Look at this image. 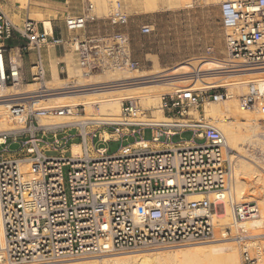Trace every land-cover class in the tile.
Listing matches in <instances>:
<instances>
[{
    "label": "built area",
    "instance_id": "2783aa9c",
    "mask_svg": "<svg viewBox=\"0 0 264 264\" xmlns=\"http://www.w3.org/2000/svg\"><path fill=\"white\" fill-rule=\"evenodd\" d=\"M91 9L89 3L80 14H67L65 28L83 29L95 19ZM220 11L222 25L230 30L227 56L240 60L243 67L264 66V0H227L221 3ZM127 17L117 3L108 19L111 25H123ZM53 31L52 26L46 29L41 23L38 27L30 19L20 25L13 23L0 11V74L4 84L14 86L25 80L22 58L33 51L29 79L40 88L44 86L45 47L60 46L73 53L85 75L106 67L137 66L125 33L80 38L54 35ZM151 31L150 25L141 26V32ZM14 33L25 43L7 47L5 41ZM58 73H66L63 61L58 63ZM217 95L225 96L222 92L203 96L189 87L162 95L160 108L165 118L157 122L151 121L137 101L124 100L117 120H91L82 127L76 124L81 146L77 155L71 152L72 143L68 152L64 149L73 139L66 133L73 124L44 126L31 120L50 114V110L32 111L28 126L0 132V264H55L214 239V214L223 202L210 200L208 195L231 190L236 179V164L227 153L225 135L203 111L200 113L205 98L214 100ZM240 101L248 109L264 106V81L249 82ZM88 126L99 129L86 131ZM146 128L151 129V140L142 136ZM185 132L191 133L188 141L180 137L177 144L165 149L151 146L170 143L172 137ZM128 136H138L132 147L128 143L108 153L109 141ZM194 138L202 142L196 143ZM93 139L94 155L90 152ZM10 143H18L17 149L9 151ZM25 163L31 167L29 172H24ZM197 195L203 197L197 199ZM227 202L234 222L257 212L255 203L231 198ZM261 259L264 261V244L257 255L242 248V264H260Z\"/></svg>",
    "mask_w": 264,
    "mask_h": 264
},
{
    "label": "rangeland",
    "instance_id": "374dc122",
    "mask_svg": "<svg viewBox=\"0 0 264 264\" xmlns=\"http://www.w3.org/2000/svg\"><path fill=\"white\" fill-rule=\"evenodd\" d=\"M14 1L21 8L29 7L28 17L30 20L35 21L38 24V27L43 22L42 19H48L51 26L53 27V30H54V25H55V28L58 30V32L62 31L64 35H66L67 33H69L70 35H73L75 33H80V35H82L83 32H84V35L109 34L113 32L125 33L129 39L131 57L134 61L137 62V68L139 72L140 73L142 72L141 74H143L146 77L147 76L149 77L153 74H157L160 72L161 73L168 72V71L176 72L183 68L185 69L191 68V66L193 65L194 66L196 65L195 67L197 68H199L200 66L222 68L224 64H228L229 62L235 61L234 59L229 58L226 52V35L230 32V30L224 27L221 23V11H220L221 3L227 0H214V1L194 0V2L193 0H189L188 2H192L189 4V6L185 2L183 3V1L185 0H181V1L176 0V2L172 0L174 1V4L171 0L169 1H171L172 4L171 2L170 4H168L169 1H166L165 2L166 4H165L164 3L165 0H156L157 3L160 4V6H165V7H160L159 8L160 10L158 9L154 12H147V13L143 12L140 9L142 0H14ZM162 1L164 4L162 3ZM179 1L182 4H180ZM89 3L92 5V10L90 11V15H93L95 19L92 21H88L83 29L68 31L65 28V24H64L65 16L67 14L69 15L70 14L71 15L80 14L83 11V9L87 7ZM99 3L104 4V7H103L104 10L103 8L102 9L99 8V5H100ZM117 3L119 4V7L122 10V12L128 16L126 24L111 25L109 22L108 18L115 11ZM169 6H172V7H169ZM144 24L150 25L152 27V31L149 33L141 32V26ZM51 50L52 48L45 47L42 52L48 53V55L50 56ZM59 61H63L66 64V73L64 74L58 73V62ZM49 68L50 69L46 71L47 73H46L45 82L49 80L54 81V79L52 78L53 77L52 73L55 70L56 75L59 78L56 82L61 83V84L60 83H57V84L61 87L64 86L63 87L64 89L61 88L62 90L75 89L77 87L74 88L72 85L79 84L80 82L88 83V79L92 81L91 79L92 77L90 76L93 74V72L98 71V70L93 71L92 73L85 75L83 71L77 66L75 56L73 55V53L69 51L66 52L63 58H59V59L53 58L51 55ZM217 70H222V69H217ZM210 71H216V69L208 70L206 72H210ZM70 73H73V74H70ZM78 74H82L80 79L81 80L84 79L86 82H82L84 81L82 80V81H79L78 83V80H79ZM214 76L215 75H201V77H205V78L214 77ZM190 78L192 80L195 79V77L192 76V77H189L183 80L184 81L189 80ZM192 80L188 81V83L186 82L180 83V87L178 89L183 88V87L192 88L193 86L192 89L196 90L203 96H206L208 94L218 93V92H222L225 94L223 99L220 101H213V99L205 98L202 104V109L200 111L201 114H202L203 107L206 102H215V103H218L219 106L222 108L221 109L222 111L219 114V117L222 116L221 119H223V122L220 121L219 124L221 125L222 123H226V121H230V120L234 121V118L232 117V115L223 109L224 107L223 100H230V98H232L230 97V94L228 91L229 88L227 86L222 85L220 83L222 86L214 85L206 89H200L197 86H194V81L192 82ZM249 82H251V80H249L246 86L245 87L243 86L242 88L245 91L241 90L240 87L242 86L238 87V91L237 89L234 90L235 93L233 92L234 93L233 95L234 96L236 95L234 98L239 100V98H241V96L246 93ZM6 85L9 87H13V89L19 86H23V89H25L26 87L24 86L26 85L29 88L31 87L33 89L36 88L37 91L40 88L38 83L31 81L29 78L25 79L22 83H19L18 85L13 86L8 83ZM8 92L9 94H12L11 90H9ZM227 93L229 94V98H228ZM237 93L239 96H237ZM61 96H63V94L57 95L56 97L59 98ZM56 100L57 102H55L54 104H42L40 106L39 105L35 106V101H36L35 98L23 99V101L21 102H24L22 104L24 106L21 105V107H17V109L13 108L11 111L12 112L11 116H14V117H11V118L14 119L15 116H19L20 114L23 115L25 113L24 114L25 117L22 122V127L23 125L28 126L29 120L31 119L30 113L32 111H35L34 109L36 110L50 109V112H51L50 114L40 116L37 118V120H34V119H31V120H33L34 123L38 122V124H41V123L47 122V119H51V120L56 119L58 111L61 108H66L63 106V104L65 103L60 102L61 100L60 98ZM132 100L137 101V103L139 102L138 104L143 109H146L147 110L146 112L149 113V115L153 113V110L150 108H146L143 102L138 101L137 99H132ZM18 101L20 100L1 101L0 111L10 109L12 106H14L10 104H13V103L16 104ZM23 109H26V111L24 110L25 111L24 112ZM263 109H264L263 105H259L258 107L256 106L254 108L248 109L250 111L248 122L253 123L255 120H252V119L255 117L256 122L258 123V126L253 127L251 130H247L246 133H248L251 137L249 139L248 138L240 139L237 143L239 147L237 146L236 149L229 152V155H231V158L234 160L236 159L235 164L239 160L238 157H240V159L246 158L254 164L253 166L257 170L258 174H261L260 176L257 175L256 177H254V179H251L253 175L251 177H247V176L243 177L244 181H246L245 188L248 187V189L246 188V192L249 195L248 197H246L247 199L245 198V200L253 201L258 206L261 205L259 204V200L262 203V199H264V188H263L264 187V117L262 116V114L260 115V113H258L256 110L262 111ZM72 110H74L76 114V117H77L76 119H79V120L90 117L91 113L97 114L98 112L97 109H93V110L87 109L82 104L75 105ZM16 113H19V114L17 115ZM203 114L207 119L211 120L212 123L217 126L218 121L214 120V118L211 116L205 115L204 112ZM193 116L198 117V113L195 112ZM12 123L15 125L16 124L15 120H13ZM67 124L71 125L72 123H67ZM16 125H18V123ZM73 125L74 127L66 131V133L69 134V137L73 138L71 140H68L67 144L64 145V149H66L67 152L69 151V148H70L69 143H79L80 142L79 136H78L79 128H77L78 125L76 124H73ZM92 128L99 129V127L97 126H88L86 127L85 130L89 131ZM142 136L144 139L151 140V137H152L151 129L150 128L144 129ZM180 137L188 141V139L191 138V133L185 132L181 136H174L172 137V141L177 142L180 139ZM136 138H138V136L136 137L128 136L126 139L122 138L117 141H109L106 144V146L108 147V153L116 152L120 145L128 144L134 141V139ZM194 140L196 143L202 142V140H199L197 138H194ZM46 141H48V143L51 142L50 139H46ZM59 141L61 145L62 144L61 140L59 139ZM132 145H129V146L132 147ZM57 146L58 145H56V147ZM151 146L154 148L158 147V145H151ZM8 147H9V151H14L18 147V143H10ZM49 147L52 148L53 146H49ZM95 147H96V144H95V140L93 139L92 143H90V152L92 155L95 154ZM242 152H244L243 153L244 155L242 154ZM259 177L263 182L260 181V179H258V181L256 182V179ZM247 181L249 182V184L251 183V185L252 183L255 182L252 185V187L253 186L255 187H253L252 189V187L248 186ZM259 182L261 183V185L259 184ZM243 200L244 198L238 202H243ZM222 210H223V207L221 206L218 207V212H221ZM248 219H244V220H248ZM223 230L227 232L226 235L222 234ZM223 230L219 229L218 225H216V222H215V236H214V239H212L211 241L202 242V243H194V244H182L183 246L175 245V246H165V247H159V248H163V250H169L173 248L172 250H174V248H177V246H179L178 248L180 247L187 248L195 244L196 245L199 244L198 246H203V244L206 245L207 243L210 244V243L216 242L214 240H217L223 237V238H226L227 240L234 241L237 244L238 250L240 252V263H242L241 252H242L243 247L249 246V247H246L249 254L255 255L256 254L255 252H257L255 247L262 246L264 244V230L263 229L261 230V233H259V235L257 236L254 235V237L256 238L255 239L256 246L254 244H251L252 247L250 245H246V242H245L246 240L245 241L243 240L245 238L250 240L251 239L250 236L237 237V233L234 234L233 228H231V226L230 227L227 226L226 228L224 227ZM144 250H147V249L146 248L136 249L135 250L136 252H134V250L123 251V252L124 253H129V252L130 253H139V252L141 253ZM90 257L92 259L99 258L97 256L96 257L90 256ZM90 257L88 258L84 257L85 259L82 257L81 259L79 257V258H73L69 260H72V261H76V260L85 261L89 259L92 260ZM66 261L67 260L60 261L57 263L63 264V262H66ZM217 264H226V262L222 260Z\"/></svg>",
    "mask_w": 264,
    "mask_h": 264
},
{
    "label": "bare ground",
    "instance_id": "6f19581e",
    "mask_svg": "<svg viewBox=\"0 0 264 264\" xmlns=\"http://www.w3.org/2000/svg\"><path fill=\"white\" fill-rule=\"evenodd\" d=\"M166 1L169 0H165L164 3ZM171 1L167 3L170 4ZM174 1L176 2V0ZM174 1H172L173 4ZM188 1L189 0H185L183 1V3L185 2L189 6V4L192 2H188ZM229 1H233V0H229ZM99 4H100L99 8L102 9L104 7V4L103 3H99ZM140 6H141L140 9L146 13L154 12L158 10L160 7H165V6H160V4H158L156 0H142ZM42 20L44 27L46 29H50L51 24L48 21V19H42ZM243 65L244 64L240 60H235L233 62H229L228 64H224L222 68H216V67L213 68L208 66H200L199 68H197L195 67L196 65L195 66L193 65L191 66V68H186V69L183 68L176 72L175 71L174 72L168 71L162 73L160 72L157 74H153L149 77L148 76L146 77L143 74H141L142 72L141 73L139 72L137 66H134L132 68L106 67L98 70L97 72H93V74L90 76L92 77L91 78L92 81L88 79V83L84 79H82L84 81L80 79L82 74H78L79 75L78 83L79 81L86 83L80 82L79 84H74L75 86L74 85L72 86L74 88L75 87L77 88L68 89V90H62L64 89L63 88L64 86L61 87L57 84L60 82H56L59 78L57 77L55 70L52 73L53 76L52 78L54 79V81L49 80L50 82L49 81L45 82L44 86L39 88L38 91L36 88H35L36 90L33 89L32 87L29 88L27 85L24 86L26 87L25 89H23V86H19L13 89V87H9L2 82V76L0 74V102L20 100L16 104L15 103L10 104V105H14L10 109L0 111V132L16 131L22 128V122L24 120L25 113L23 115L20 114L19 116H15V118L13 119L11 118L14 117L11 116L12 115L11 111L13 108L17 109V107H21V105L24 103L21 101H23V99L26 98L27 99L35 98L36 99L35 106L36 105L40 106L42 104H54L55 102H57L56 99L59 98L61 99L60 102L65 103L63 104V106L66 108L64 109L62 114L57 113L56 116L57 120L47 119V122L39 124L44 126L47 125L56 126L65 123H72V124H79L82 127L84 123L91 120L95 122L114 121L119 118L121 102L127 99L129 100L137 99L138 101L143 102L146 108H150L153 110L152 114L154 115L151 114L149 116V118H151V121H156V122L161 121L162 118H165L160 108L159 101L161 96L177 91L178 88L180 87V83H185V82L188 83V81L192 80L191 78L185 81L183 79L194 76L195 79L192 80V82L194 81V86H197L200 89H206L208 87H212L214 85H221V84L229 88L228 91L230 97L232 98H230V100H223L224 101L223 109L232 115L234 121L230 120V121H226V123H222L221 125L219 124L220 121L223 122V119H221L222 116L219 117L222 108L219 106L218 103L206 102L203 107V112L205 113V115L211 116L214 118V120L218 121L219 124V125L217 124L218 127L216 125L215 126L225 135L226 142L228 145L227 153L229 154L230 151L237 148L238 146L237 143L240 139H247V138L249 139L251 137L248 133H246L247 130H251L253 127L258 126L255 117L252 119L255 120L253 123L248 122L250 111L248 110V108H245L241 104L240 101L241 98H239L238 100L234 98L236 95L234 96L233 94L235 93L234 92L235 89H237L238 91L239 86H242L240 87L241 90L245 91L242 88L243 86L244 87L246 86L249 80H251V82H255L256 84L257 83L261 84L264 81V66L247 68V67H243ZM214 69H216V71L206 72L208 70H214ZM217 69H222V70H217ZM200 74L215 75V76L205 78V77H201ZM9 90L12 91V94H9L8 92ZM238 93L237 96H239ZM61 94H63V96L59 98L56 97L57 95H61ZM229 94H228V98H229ZM222 99L223 98L217 95L213 101H220ZM77 104L78 105L82 104L87 109H92V110L97 109L99 114L98 112L97 114L91 113L90 117L83 118L80 120L76 119L77 118L76 114L72 109ZM24 110L26 111V109H23V111ZM40 110H50V109H40ZM256 111L260 113V115L262 114V116L264 117V109L262 111L261 110H256ZM195 112L197 111H193L192 113L194 114ZM16 114L18 115L19 113ZM13 120H15L16 124L18 123V125L16 124L14 125L12 123ZM71 152L74 155L80 154L81 152L80 144L79 143L71 144ZM243 153L244 152H242V154ZM238 158L239 160L237 161L235 166L236 179L231 190L215 191L213 193H210L208 197L210 200L223 202V210L221 212H216L214 214V220L216 222V225H218V228L223 230L224 227L226 228L227 226L228 227L231 226V228H233L234 234L237 233V237L250 236L251 238L250 240H248L247 238L243 240L244 241L246 240L245 241L246 245H250L252 247L251 244L254 245L256 244L255 243L256 238L254 237V235L257 236L259 235V233H261L262 229L264 230V199H262V203L259 200V204H261L260 206H258L253 201L245 200V198L248 197L249 195L246 192V188L248 189V187L245 188L246 181H244L243 177L244 176L251 177L253 175L251 179H254V177H256L257 175L260 176L261 174H258L257 170L253 166L254 164L250 160L246 158H242V159H240V157ZM30 168H31L30 165H28L27 163L23 164L24 172H29ZM258 179H260V177L256 179V182L258 181ZM260 181L262 180L260 179ZM254 183H252V185ZM259 184L261 185L260 182ZM252 185L251 183L249 184L248 182V186L252 187ZM202 197H203L202 195L196 196L197 199H201ZM229 198L237 202L244 198L243 202L245 203L248 204L255 203L257 212L254 215L248 217L250 219L246 218L248 220H240L234 222L232 221L231 209L227 202V199ZM222 234L226 235L224 230ZM214 241L216 242L210 244L207 243L206 245L203 244V246H198L199 244L198 245L195 244L192 246L187 245L189 246L187 248L185 247L178 248L179 246H177V248H174V250H172L173 248L169 250H163V248L154 247V248H146L147 250H144L141 253L140 252L124 253L123 251L113 252V253L99 255L97 256L99 257L97 259H95L94 257H93L94 259H92L90 256H87V258L90 257L92 260L90 259L85 261L67 260L66 262H63V264H217L222 260L225 261L226 264H242L240 263V252L238 250V246L234 241L227 240L226 238L223 237ZM245 247H249V246H245ZM259 247L260 246L255 247L257 250V252H255L256 255L258 254ZM134 252L136 251L134 250ZM260 264H264V261L262 259L260 261Z\"/></svg>",
    "mask_w": 264,
    "mask_h": 264
},
{
    "label": "crops",
    "instance_id": "0c3cea01",
    "mask_svg": "<svg viewBox=\"0 0 264 264\" xmlns=\"http://www.w3.org/2000/svg\"><path fill=\"white\" fill-rule=\"evenodd\" d=\"M0 11L3 12L5 15H7L13 23H16L19 25L22 23L23 20L29 19V17H28L29 7L21 8V7H19V5L16 4V2L14 0H0ZM14 20H16V21H14ZM53 33H54V35H61L62 37L71 36L69 33L64 35L62 31L58 32V30L55 28V25H54ZM73 35H77L80 38H83L85 36L84 32L82 33V35H80V33H75ZM24 43H25V39L21 38L16 33H14L8 40L5 41V45L7 47H10V48L17 46V45H22ZM66 52H67V50L65 48L60 47V46L53 47L51 52H50V56L48 55V53L42 52V57H43V61H44L46 71H48L50 69L49 67H50L51 55L53 58L59 59V58H63L64 55L66 54ZM33 59H34V52L33 51H30L29 53L25 54L22 58L24 79L29 78V65L33 61ZM59 62H61V61H59ZM133 142L134 141L130 142L129 145H132ZM151 144H153V143H151ZM175 144H177V142L172 141L170 143L159 144L157 148L158 149H165V148H168V147L173 146ZM180 144H182V143H180Z\"/></svg>",
    "mask_w": 264,
    "mask_h": 264
}]
</instances>
